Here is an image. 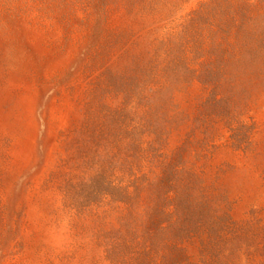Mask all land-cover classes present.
Wrapping results in <instances>:
<instances>
[{"label": "rangeland", "instance_id": "rangeland-1", "mask_svg": "<svg viewBox=\"0 0 264 264\" xmlns=\"http://www.w3.org/2000/svg\"><path fill=\"white\" fill-rule=\"evenodd\" d=\"M0 264H264V0H0Z\"/></svg>", "mask_w": 264, "mask_h": 264}]
</instances>
